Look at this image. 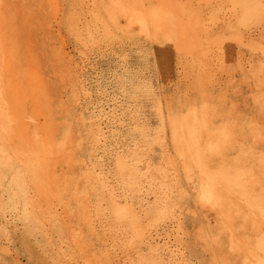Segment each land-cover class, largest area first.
Here are the masks:
<instances>
[{
	"label": "rangeland",
	"instance_id": "374dc122",
	"mask_svg": "<svg viewBox=\"0 0 264 264\" xmlns=\"http://www.w3.org/2000/svg\"><path fill=\"white\" fill-rule=\"evenodd\" d=\"M0 264H264V0H0Z\"/></svg>",
	"mask_w": 264,
	"mask_h": 264
},
{
	"label": "bare ground",
	"instance_id": "6f19581e",
	"mask_svg": "<svg viewBox=\"0 0 264 264\" xmlns=\"http://www.w3.org/2000/svg\"><path fill=\"white\" fill-rule=\"evenodd\" d=\"M176 3V2H175ZM165 11V10H164ZM164 11H160V13L159 12H153V13H150L151 15H149L150 16V19H151V22H153V23H157V24H161L162 23V19H163V16L165 17V15L163 14L164 13ZM161 12H163V13H161ZM167 12V11H166ZM147 13V12H146ZM169 13V12H168ZM167 13V14H168ZM141 15V14H140ZM170 15V14H169ZM148 16V15H147ZM147 16H145V17H147ZM167 16V15H166ZM140 19V18H139ZM168 20H169V18H167ZM167 19H166V21H167ZM142 19H140L139 21H141ZM172 20H174V19H172ZM138 21V23H140ZM165 20H164V24H166V26H168V28H169V26L170 27H172L173 25H167V23L169 24V22H166ZM169 21H171V20H169ZM149 22V21H148ZM148 22H146V23H148ZM171 23H172V21H171ZM173 23H174V21H173ZM142 24V23H141ZM140 24V25H141ZM150 24V23H149ZM142 26V25H141ZM147 26V25H146ZM155 26V25H154ZM159 26V25H158ZM175 27V26H174ZM155 28H159V27H155ZM161 28V27H160ZM165 28V30H167L168 31V29H166V27H164ZM159 30V29H158ZM161 30H164L163 28L161 29ZM174 31V30H173ZM170 32V31H169ZM168 32V33H169ZM186 32V31H185ZM187 33V32H186ZM187 35V34H186Z\"/></svg>",
	"mask_w": 264,
	"mask_h": 264
}]
</instances>
